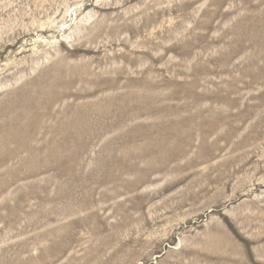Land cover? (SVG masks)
<instances>
[{"label":"rangeland","instance_id":"obj_1","mask_svg":"<svg viewBox=\"0 0 264 264\" xmlns=\"http://www.w3.org/2000/svg\"><path fill=\"white\" fill-rule=\"evenodd\" d=\"M0 264H264V0H0Z\"/></svg>","mask_w":264,"mask_h":264}]
</instances>
